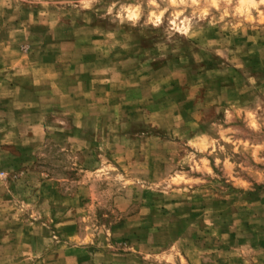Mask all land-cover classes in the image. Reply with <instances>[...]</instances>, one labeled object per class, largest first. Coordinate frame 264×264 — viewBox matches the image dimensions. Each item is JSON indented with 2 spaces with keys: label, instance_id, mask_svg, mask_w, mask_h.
<instances>
[{
  "label": "rangeland",
  "instance_id": "374dc122",
  "mask_svg": "<svg viewBox=\"0 0 264 264\" xmlns=\"http://www.w3.org/2000/svg\"><path fill=\"white\" fill-rule=\"evenodd\" d=\"M0 264H264V0H0Z\"/></svg>",
  "mask_w": 264,
  "mask_h": 264
},
{
  "label": "clouds",
  "instance_id": "9594fccd",
  "mask_svg": "<svg viewBox=\"0 0 264 264\" xmlns=\"http://www.w3.org/2000/svg\"><path fill=\"white\" fill-rule=\"evenodd\" d=\"M84 7H85V8L89 7V4H87V3L84 4ZM135 18H136L135 15H132V14H130V15L128 16V19H129V20H134Z\"/></svg>",
  "mask_w": 264,
  "mask_h": 264
}]
</instances>
